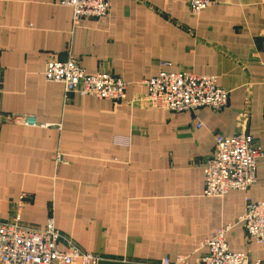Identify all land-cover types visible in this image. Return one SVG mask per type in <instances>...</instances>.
Returning <instances> with one entry per match:
<instances>
[{"label": "crops", "instance_id": "obj_1", "mask_svg": "<svg viewBox=\"0 0 264 264\" xmlns=\"http://www.w3.org/2000/svg\"><path fill=\"white\" fill-rule=\"evenodd\" d=\"M62 1L0 0V218L10 220L26 193L24 224L52 216L102 264L194 261L227 224L230 248L261 259L263 245L238 219L247 201L264 199V164L248 190L223 197L204 195L202 166L217 134L246 133L264 147V0H211L197 15L188 0H110L105 16L78 24ZM69 57L123 79L126 98L47 81V62ZM163 70L216 75L227 105L174 112L147 103L144 81ZM21 115L47 126L5 117Z\"/></svg>", "mask_w": 264, "mask_h": 264}, {"label": "built area", "instance_id": "obj_2", "mask_svg": "<svg viewBox=\"0 0 264 264\" xmlns=\"http://www.w3.org/2000/svg\"><path fill=\"white\" fill-rule=\"evenodd\" d=\"M211 0H188L190 11L197 15L208 7ZM62 4L72 10L74 24L82 18H99L108 13L110 0H63ZM49 82L60 83L66 93L91 96L114 102L126 98V82L113 73H87L72 57L66 60H49L44 70ZM147 94L144 101L160 109L180 112L195 111L203 107L222 110L228 103L229 92L223 89L216 75H200L192 71H160L144 81ZM2 76L0 73V96ZM1 113L0 99V119ZM6 120L35 127L39 124L33 116H5ZM125 140V138H123ZM124 144L122 140L116 141ZM259 161L264 164V147L249 134L232 136L217 134L213 153L203 163L204 195L223 197L231 190H248L257 179ZM63 162L62 154H56V163ZM27 194L24 193L16 205L12 218H0V264H102L104 258L82 250L71 239L56 229L50 216L43 227H34L22 222L21 210ZM238 222L247 236L264 247V199L247 201ZM231 225L218 228L200 247V257L194 261L189 256L174 259L164 257L158 262L142 264H264L261 259L252 260L243 252L233 251L227 236ZM65 243V248L60 245ZM124 263H131L123 260Z\"/></svg>", "mask_w": 264, "mask_h": 264}, {"label": "bare ground", "instance_id": "obj_3", "mask_svg": "<svg viewBox=\"0 0 264 264\" xmlns=\"http://www.w3.org/2000/svg\"><path fill=\"white\" fill-rule=\"evenodd\" d=\"M65 90V89H64ZM66 92V91H65ZM80 96V95H79ZM22 116V115H21ZM21 217H22V214H21Z\"/></svg>", "mask_w": 264, "mask_h": 264}]
</instances>
